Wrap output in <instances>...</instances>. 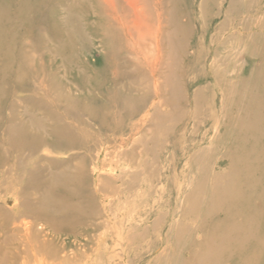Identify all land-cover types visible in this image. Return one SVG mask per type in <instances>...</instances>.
Wrapping results in <instances>:
<instances>
[{
  "label": "rangeland",
  "instance_id": "374dc122",
  "mask_svg": "<svg viewBox=\"0 0 264 264\" xmlns=\"http://www.w3.org/2000/svg\"><path fill=\"white\" fill-rule=\"evenodd\" d=\"M147 1L156 23V0ZM44 5L45 17H28L33 27L19 35L15 61L0 64L1 112L12 110L11 89L19 87L17 113H28L31 133L54 141L55 129L67 126L64 144L49 147L54 153L44 151V159L86 157L95 209L104 196L124 233L120 242L108 237L93 246L60 233L70 264H108L114 247L122 253L114 264H264V0H162L173 27L182 17L192 25L186 40L176 34L172 48L177 94L157 98L148 74L141 87L117 80L116 72H144L136 56L104 59L91 47L88 0ZM106 44L115 50L111 39ZM147 47L142 55L152 56L150 41ZM164 50L168 58V45ZM133 124L140 133L125 139ZM60 149L67 152L60 156ZM228 212L240 219L218 233L215 225ZM241 215L250 216L251 231L233 232L236 220L245 224Z\"/></svg>",
  "mask_w": 264,
  "mask_h": 264
},
{
  "label": "bare ground",
  "instance_id": "6f19581e",
  "mask_svg": "<svg viewBox=\"0 0 264 264\" xmlns=\"http://www.w3.org/2000/svg\"><path fill=\"white\" fill-rule=\"evenodd\" d=\"M155 5L156 23L147 0H88L86 25L91 35V47H99L104 59L110 54L114 57L126 54L132 61L133 56L137 57L135 62L140 66L135 67H145L143 73L133 70L130 75H118L116 72L117 80H132L135 87H141L148 74L152 92L157 98L161 93L177 94L174 92L179 86V74L175 72L178 57L172 48L176 44L177 33H181L185 40L189 37L190 28H187L192 25V20L183 24V18L187 17H182L173 27L167 17H164L162 0H156ZM44 10V0H0V64L5 62L11 65L15 61L14 49L16 41L21 39L19 35L24 39L23 31L28 26L33 27L28 17H45ZM220 14L222 13L219 11L214 19L217 20ZM39 25L36 24L35 28ZM170 25L172 30L167 31V26ZM220 25L217 24V27ZM7 38L9 41L6 42ZM95 39L99 43H95ZM109 39L113 41L115 50L108 49L106 41ZM148 41L154 51L152 56L147 55L148 53L142 55L148 49ZM165 45L169 48L168 58H165L167 52H163ZM20 62L25 63L22 56ZM5 82L0 77V91ZM147 91L144 94L151 96V92ZM196 91L197 89L193 93ZM12 92L13 95L16 93L11 102L12 110L5 109L1 112L0 109V264H70L72 260L68 255H63L65 246H62L63 241L60 242L61 234L65 233L75 239L85 237L92 246L97 241L106 242L108 237L120 242L124 233L117 227V217L112 218L108 213L104 196H99L102 199V209H95L98 197L91 188L88 159L84 156L78 158L74 154L69 155L66 160H47L43 157L44 151L54 153L49 147L61 148L65 138L61 135L66 134L69 128L61 126L55 129L50 135L56 136L54 141L31 133L26 122L28 113H17L23 89L17 87L13 91L11 89ZM140 128L133 124L124 138L139 134ZM60 150V156L67 152ZM103 153L101 151L97 155L93 168L95 175L103 165L100 163ZM77 159L80 161L74 164ZM68 165L69 169L66 170ZM112 165L111 163L109 172L113 171ZM241 196L242 194H236L234 199H242ZM146 215L152 216L151 211ZM234 216L240 219V214L228 212L215 225L218 233H222ZM249 217L243 221L245 224L236 220L233 232L252 229L253 223L248 221ZM119 223L121 225V220ZM100 232L103 233L99 234ZM231 235L234 236L233 233ZM116 248L111 251L109 249L108 264H114L120 256L121 252L117 253Z\"/></svg>",
  "mask_w": 264,
  "mask_h": 264
}]
</instances>
